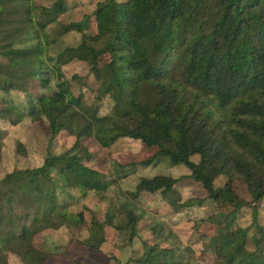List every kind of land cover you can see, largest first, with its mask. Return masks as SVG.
I'll return each mask as SVG.
<instances>
[{
  "label": "trees",
  "instance_id": "obj_1",
  "mask_svg": "<svg viewBox=\"0 0 264 264\" xmlns=\"http://www.w3.org/2000/svg\"><path fill=\"white\" fill-rule=\"evenodd\" d=\"M36 1L0 0V102L6 104L0 122L14 128L28 120L49 136L40 166L1 174L6 133L0 132V264H9L10 257L46 264L50 255L33 241L46 230L83 226V213L70 211L78 199L90 193L105 199L118 181L161 161L189 174L141 177L129 197L158 194L175 213L208 201L213 212L193 225L203 241L201 252L213 264H264V229L258 223L264 200V0H100L91 15L69 23L58 20L66 0L49 7ZM52 25L59 27L58 36L80 34L81 43L51 55ZM30 32L36 43L16 48ZM83 56L98 88L93 106L73 95L62 71ZM53 76L61 98L51 95ZM36 79L39 94L30 90ZM12 92L24 94L26 112ZM106 99L110 112L101 113ZM62 133L74 142L56 152L53 143ZM120 140L139 142L152 154L109 161L111 175L95 168L91 157ZM15 152L25 155L20 139ZM219 178L224 182L216 187ZM187 181L199 184L206 198L183 201L178 186ZM237 184L251 200L238 195ZM118 214L123 220L116 223ZM140 219L132 208L113 209L103 222L91 220L84 245L99 249L111 228L131 243ZM129 263L190 264L179 247L151 239Z\"/></svg>",
  "mask_w": 264,
  "mask_h": 264
},
{
  "label": "rangeland",
  "instance_id": "obj_2",
  "mask_svg": "<svg viewBox=\"0 0 264 264\" xmlns=\"http://www.w3.org/2000/svg\"><path fill=\"white\" fill-rule=\"evenodd\" d=\"M56 0H37L36 4L42 7H49ZM100 0H66V12L59 17V22H80L86 16L92 14L96 3ZM119 2L123 0H118ZM59 27L52 25L48 27L50 42V54L56 55L65 47H77L81 43V35L70 32L63 36H58ZM93 32V27L89 24L87 34ZM36 43L33 32L27 33L21 37L15 44V47L26 48ZM71 92L74 96L81 94L84 105L93 106L96 104L98 88L89 74L87 59L83 56L75 61L70 62L62 68ZM83 79L82 82H79ZM58 77H51L50 92L53 98H61L56 90ZM30 90L33 94L42 92L39 79L31 83ZM11 97L14 102H18L26 112L27 99L24 94L12 92ZM33 105L35 102L33 101ZM105 111L110 112L111 106L109 101H104ZM6 109V104L0 102V110ZM0 132L6 133L3 137L4 146L2 149L1 168L4 171L11 170L12 167H38L42 164L49 143V136L40 124L30 123L28 120L21 126L11 127L6 122H0ZM24 143L25 155L18 156L15 152L17 140ZM74 142V138L65 133L60 134L53 143L54 150H67ZM85 148V146H84ZM90 152L84 150L83 156H90ZM152 150L143 147L139 142L132 140H120L111 148L106 150L98 157H91L92 165L98 170L112 174L109 167V161L116 159L120 163L130 161H140L148 158ZM196 160V158H195ZM112 162V161H111ZM188 170L183 166L171 167L167 162L161 161L156 165L146 168H138L135 175L118 181L116 186L110 190L105 199L98 198L94 193H90L87 198H80L70 207L73 214L82 212L85 224L79 228L59 230H46L37 236L33 243L41 251L48 252L50 255L46 264H131L129 260L137 258L142 253V242L147 239L153 241L166 240L181 250L183 260L190 264H213L208 254L202 253L203 241H200L194 232L193 225L197 219L208 216L214 210V205L208 201L204 206L187 208L179 213H175L170 206L158 195L142 193L138 199L133 200L128 193L134 192L138 179L141 177H153L155 175H171L172 177L187 176ZM2 176V175H1ZM224 182L219 178L215 186L220 187ZM236 190L238 195L244 200H251L244 186L237 184ZM178 190L183 201L188 198H206V194L201 186L192 181L184 182L178 186ZM78 196V192L72 191ZM259 214L258 223L264 229V200L258 204ZM132 208L141 216L138 222V237L131 243H127L122 236H116L114 230L107 229V241L99 249L86 247L84 242L90 237L91 220L96 219L103 222L106 216L113 209ZM123 220V215L118 214L114 222L118 223ZM248 216L240 221V224L247 225ZM251 234V232L249 233ZM9 264H20L15 257H10Z\"/></svg>",
  "mask_w": 264,
  "mask_h": 264
}]
</instances>
